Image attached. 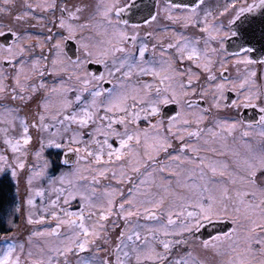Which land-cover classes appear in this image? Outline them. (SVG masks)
<instances>
[{"label": "snow or ice", "instance_id": "obj_1", "mask_svg": "<svg viewBox=\"0 0 264 264\" xmlns=\"http://www.w3.org/2000/svg\"><path fill=\"white\" fill-rule=\"evenodd\" d=\"M4 180L0 264H264V0H0Z\"/></svg>", "mask_w": 264, "mask_h": 264}, {"label": "trees", "instance_id": "obj_2", "mask_svg": "<svg viewBox=\"0 0 264 264\" xmlns=\"http://www.w3.org/2000/svg\"><path fill=\"white\" fill-rule=\"evenodd\" d=\"M13 192L14 189L10 186L9 180H4L3 184L0 185V199H3L5 201L11 199Z\"/></svg>", "mask_w": 264, "mask_h": 264}, {"label": "flooded vegetation", "instance_id": "obj_3", "mask_svg": "<svg viewBox=\"0 0 264 264\" xmlns=\"http://www.w3.org/2000/svg\"><path fill=\"white\" fill-rule=\"evenodd\" d=\"M145 4L152 5L155 3V0H143Z\"/></svg>", "mask_w": 264, "mask_h": 264}]
</instances>
